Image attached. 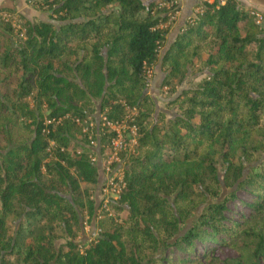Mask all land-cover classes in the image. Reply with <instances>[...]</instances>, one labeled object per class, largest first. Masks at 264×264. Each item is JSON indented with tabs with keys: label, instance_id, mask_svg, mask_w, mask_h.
I'll use <instances>...</instances> for the list:
<instances>
[{
	"label": "trees",
	"instance_id": "trees-1",
	"mask_svg": "<svg viewBox=\"0 0 264 264\" xmlns=\"http://www.w3.org/2000/svg\"><path fill=\"white\" fill-rule=\"evenodd\" d=\"M159 1L45 0L50 21L15 24L1 8L0 264H214L215 246L174 258L198 241L246 252L225 264L264 261L263 23L236 0L200 3L162 57V85L198 81L172 87L169 113L154 117L148 72L178 10ZM96 104L92 150L76 119ZM101 116L132 117L137 140L119 153L125 188L96 205L113 136ZM239 192L251 226L226 219ZM84 212L95 234L80 245Z\"/></svg>",
	"mask_w": 264,
	"mask_h": 264
},
{
	"label": "rangeland",
	"instance_id": "rangeland-1",
	"mask_svg": "<svg viewBox=\"0 0 264 264\" xmlns=\"http://www.w3.org/2000/svg\"><path fill=\"white\" fill-rule=\"evenodd\" d=\"M38 0H33L32 5L33 7H36L37 9L50 13V10L48 9V6L45 7L43 5H39L37 3ZM30 4V3H29ZM9 14V13H7ZM18 13L12 11V19H11V23L15 24L16 19H18ZM261 22H263V16H262V20ZM17 27V26H15ZM153 71L152 70V78L149 81V84L147 86V91L154 96V100L156 103V113L154 114V117H156L158 111L161 110H165L166 113H169V108H167L166 102L168 101V99H170L171 95H172V90L171 88L174 87L176 90H180V88L187 86V85H193L198 81V78L195 77L194 75H189L186 80L180 82L179 79H173L172 82L170 84L167 85H162V82L164 81V77L162 78L161 82H155L154 84H151L152 79H153ZM151 84V85H150ZM98 104H96V106H94L93 111L90 112V114L86 115V118H89V122H93V125L95 124V121H97L100 117V112L98 109ZM129 111L131 112V114H133V110L129 109ZM91 122V123H92ZM130 136L129 133H126V137ZM92 144H90V148L92 150H94V148H99V144L97 143V145L95 144L96 140L93 138L92 136ZM93 143L95 145H93ZM109 145V144H108ZM106 145V147L108 146ZM122 152V151H119ZM118 152V153H119ZM97 160H100V168L102 170V178L100 180V184L98 185V187L96 186V184L94 185H90V194L93 196L96 205H100L101 203H104V199H110V198H114V194H112L111 192H103L102 190V184L104 182V171L102 169L104 162L106 161V156L102 157V155L100 154L97 158ZM112 169L113 171H120V167L116 166V162L112 164ZM84 185V183H83ZM229 189L225 188L224 186L221 188L220 194L215 197V200L219 201L223 196L226 195V192H228ZM106 203V202H105ZM252 203L251 200H249V198H247L242 192L238 193V196L230 201L228 203V212L226 213V219L230 222H237V223H245L246 225H253V221L254 218L250 217V211L248 208H246L244 206V204H250ZM243 217L241 218L240 216ZM95 220L93 218H87V214L84 212L83 213V219H82V227H81V231L79 232V235L76 237V241L79 242L80 245H85V243L90 242V240L93 238L94 234H95V228L93 226ZM60 239H58L56 241V247L59 246V244L63 243V239L62 237H59ZM216 247L215 248V253H216V258L217 261L214 264H225L226 261H235L241 258H245L246 257V252L242 250V248H227V247H219L217 244L215 245L214 243L210 242V241H205V242H196L195 247L193 248V255H188L186 253H184L183 251H175L173 253L174 258H176V256L178 257H187L189 256V259L194 260V258L196 257V255H201L202 253L206 252V251H210L209 248L212 247ZM186 260V259H184ZM208 260V259H207ZM54 264V263H52ZM177 264H193L191 261L186 260L185 262H179ZM262 264H264V261L262 262Z\"/></svg>",
	"mask_w": 264,
	"mask_h": 264
},
{
	"label": "built area",
	"instance_id": "built-area-1",
	"mask_svg": "<svg viewBox=\"0 0 264 264\" xmlns=\"http://www.w3.org/2000/svg\"><path fill=\"white\" fill-rule=\"evenodd\" d=\"M53 1V0H49ZM177 2V0H176ZM37 3L39 5H43L45 7L48 6L49 4L45 2V0H38ZM174 3V0H160L158 2V7H167L169 8L172 4ZM54 5V4H52ZM177 11H174L170 14L168 17V20L165 23H162L160 27L162 28H167L166 26L169 25L176 17ZM201 11V8L198 7L195 11V13H198ZM255 19L258 22H261L262 20V15L257 12V11H252L251 12ZM1 17L4 19V21H11L12 15L7 14V13H2ZM148 76L151 80L152 78V71L148 72ZM134 111V109H132ZM130 112V111H129ZM134 113V112H133ZM131 116V115H130ZM126 117L122 121H112L108 120L106 117L101 116V122L103 128L107 130V132L112 133V138L110 140V144L105 148V154H106V161L103 164V171L105 174L104 177V182L102 184V190L103 192H111L114 194V198H117L120 192L125 188L126 186V180H125V175L123 172V163L122 160L119 157V151H132L134 146L136 145V140H137V127L134 124H128L129 121L132 120V117ZM89 118H84V119H76V123L82 126V130L84 132L89 133V138H90V144H92V136H93V122H89ZM126 133H129L130 136L126 137ZM95 134V133H94ZM98 136V134H95ZM97 142V141H96ZM95 142V144H96ZM93 143V145H95ZM119 152V153H118ZM95 160V158H94ZM116 162V166L122 168L120 171H113L112 169V164ZM106 202L107 199H104ZM104 202V204H105Z\"/></svg>",
	"mask_w": 264,
	"mask_h": 264
},
{
	"label": "crops",
	"instance_id": "crops-1",
	"mask_svg": "<svg viewBox=\"0 0 264 264\" xmlns=\"http://www.w3.org/2000/svg\"><path fill=\"white\" fill-rule=\"evenodd\" d=\"M31 1L33 0H0V10L1 8L8 7L12 11L17 12L19 15L23 16L25 19L30 20L32 22L50 21L49 13L41 11L36 7H33ZM204 1L209 3L214 1L223 3L225 0H177L178 11L175 19L169 25L166 26L167 33L165 36V42L160 50V56L153 67L154 71H153V79L151 84H154L157 81L161 82L162 78L166 76L167 71L162 66L163 55L170 48L171 44L176 40L178 34L180 33L185 23L189 20L190 17H192L195 14L196 9L200 7V3ZM236 1L244 8H248L259 12L263 16L262 23L264 27V0H236ZM151 96L154 98L153 95ZM99 184L100 181L97 184V187Z\"/></svg>",
	"mask_w": 264,
	"mask_h": 264
}]
</instances>
